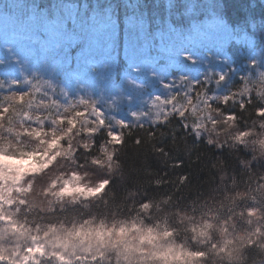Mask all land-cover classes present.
Returning <instances> with one entry per match:
<instances>
[{"label":"trees","instance_id":"1","mask_svg":"<svg viewBox=\"0 0 264 264\" xmlns=\"http://www.w3.org/2000/svg\"><path fill=\"white\" fill-rule=\"evenodd\" d=\"M62 2L71 8L81 0ZM123 2L115 0L122 14ZM200 2L205 5L202 10H207V5L214 3V11L233 32H247L253 37L254 47L264 49V0ZM51 3L52 0H0V13L6 19L16 17L12 19L15 22L33 4L47 7ZM183 3L184 0H177L178 9ZM144 7L150 16L165 14V0H144ZM123 30L121 17L117 75L125 69ZM224 53L229 63L224 70L219 68L227 77L223 84L216 79L214 84L207 85L203 77L196 79V76L188 74L191 76L190 85L184 84L186 89L178 87L173 94L175 103L170 111L155 122L129 123V127H122L120 141L114 150L112 170L104 172V177L111 183L101 198L94 202L56 206L50 211L38 206H22L18 210L13 205L3 215L10 226L12 222L16 223L17 229L7 230L2 226L0 245L6 250L20 252L25 249L23 243L29 242L33 229H57L116 217L134 219L151 229L171 232L172 238L183 245L188 255L198 259L196 264H264V155H255L251 147L233 139L236 134H246L248 130L256 131L264 126V113L256 112L258 106L264 107V88L249 82V95L239 96L242 87L246 89L248 81L245 80L250 76L247 71L252 61L247 47L235 40L224 46ZM196 81H200L199 86ZM19 82L1 85L4 88L0 92V114L4 109L7 113L0 116V151L8 155L31 150L26 142L29 138L19 135L29 134L30 130H49L51 127L65 135L67 127L55 122L71 115V108L50 96L45 97V103H38L37 98L43 95L36 96L34 90ZM216 87L223 89L219 93L227 92L214 100L212 96L217 92ZM15 97H26V103L13 101ZM224 98L228 103L220 102ZM78 107H72L73 111ZM229 112L233 115L228 116ZM223 119H231L236 127L223 133ZM219 122L222 125L216 127L218 131L214 134L212 126ZM107 138L98 129L93 139L85 142L77 139L80 149L72 152L74 156L69 159L67 167L78 170L82 160L85 161L83 167H86V161L97 154L89 151L90 147L94 143L93 146L105 143ZM144 200L152 202L151 213L147 217L140 209ZM181 214L184 217L210 218L217 225V229L211 231L212 238L192 245L181 226ZM221 227L227 228L223 238L219 237ZM106 258L99 257L94 263L120 264V260L114 257Z\"/></svg>","mask_w":264,"mask_h":264},{"label":"rangeland","instance_id":"2","mask_svg":"<svg viewBox=\"0 0 264 264\" xmlns=\"http://www.w3.org/2000/svg\"><path fill=\"white\" fill-rule=\"evenodd\" d=\"M3 16L0 13V36L8 38L15 27V22L12 19L16 17L6 19ZM117 44H119L118 38L114 36L112 56L115 61L117 60ZM188 46L192 47L190 49L191 54L197 58L198 62L190 64L186 61H180L175 66L168 64L166 75L184 74L177 76L174 83L169 85H162L158 82L161 79H166L167 76L157 77L156 80H153L144 73L128 74L125 69L121 75H117L118 72L115 73L117 64L113 67L111 79L107 82L101 81L95 86L87 81L84 83H66L62 73L53 76L34 62L23 66L22 69L7 63L0 67V92L1 88H4L1 85L6 82L17 83L20 80V85L34 90L37 93L36 96L43 95L37 98L38 103H45L43 101L45 97L50 96L71 108L69 118L55 122L63 128L67 127L65 135L51 127L48 128L49 130L33 129L30 130L29 134L19 135L27 136L29 140L31 136H36L43 140L42 145L33 146L32 144L30 146L31 143H29L27 146L31 150L26 153L18 152L8 155L6 152L0 151V230L5 228L15 231L17 229V224L12 222L13 229L3 215L7 211L6 209L13 205H16L18 210H21L22 206L28 208L38 206L37 208L50 211L56 206L89 202L83 197L105 188L104 182L107 180L104 177V172L112 170L114 150L120 141L119 135L122 127H129V123H147L158 120L173 108L175 103L173 94L179 86L186 89L191 76H196V79L203 77L202 79L207 85L214 84V80L217 79L216 75L224 70L229 63V59L224 53V47L218 51L214 46L206 45V42L203 44L189 42ZM122 48V56L125 60L126 44L124 39ZM247 50L252 61L251 68L247 71L250 76L246 77L245 81H248L246 89L242 87L239 96L249 95L250 83L257 86L260 84L264 88V49L253 47V49L247 48ZM2 54L0 53V55ZM209 54L213 59H209ZM216 57L220 59H214ZM4 59L7 61L6 55ZM253 61L255 66H253ZM188 74L191 76L188 77ZM129 75L131 78H126ZM15 76H17L16 79L5 80ZM186 83L187 85H184ZM216 88L215 91L217 92L216 94L213 93L212 96L214 100L224 96L221 94L227 92L224 90L219 93L223 89ZM25 98L15 97L13 101L26 103ZM208 99L212 98L209 97ZM220 102L228 103V99L224 98ZM71 106L80 107L76 108L74 112ZM6 113L7 111L4 109L0 116L2 117ZM38 119L36 117V120ZM222 123L227 128L228 124L233 123V121L223 119ZM222 123L213 124L212 131L214 130V134L215 131H218L216 127ZM98 129L105 133L108 138L104 141L105 143L100 142L93 146L94 143L90 147L89 151L93 150L97 154L91 157L92 160L86 161V167H83L85 161L82 160V166L78 169L89 173L88 179L91 181V185L82 187V198L80 200L73 198L71 202L61 198L57 203L49 204L47 207H45L44 202L38 199H30L35 186L43 182V177L37 173H40L46 165L52 164L54 161L61 162L67 167L69 159L72 160L71 157L74 156L72 152L80 149L77 145V139H82L81 142H85L89 138L93 139ZM222 131L220 130V132ZM229 131L231 130L229 129L227 132ZM72 133L74 136L71 135ZM252 133V136H248V133L236 134L235 136L240 138L239 141L243 145L251 147L254 153L256 152L255 155L262 156L264 151L257 148V141L261 136H264V126L260 127L259 131H252ZM244 137L248 138L244 139ZM76 179L78 177L73 173V180ZM73 180L68 181L69 185H72L73 188L81 187L73 185ZM98 181L99 183H97ZM133 225H138V228L135 232H129V228ZM110 227L112 228L111 234L108 233ZM38 229H33V234L30 233L29 242L23 243L25 249L19 250L20 252L6 250L3 248L4 246L0 245V264H96L94 261L104 256L107 257V260L114 257L116 260H120V264H196L198 261V259L188 255L183 245L179 244L172 236L167 241L153 240L151 244L147 241L141 243L140 234L146 229L152 230L157 236L167 235L168 232L161 228L151 229L134 219L123 220L115 217L107 221L94 220L72 226H62L57 229L43 231ZM86 231L89 235L84 238L83 233ZM118 231L119 237L117 238ZM77 232L81 233L80 237H77ZM1 244L3 245V243Z\"/></svg>","mask_w":264,"mask_h":264},{"label":"snow or ice","instance_id":"3","mask_svg":"<svg viewBox=\"0 0 264 264\" xmlns=\"http://www.w3.org/2000/svg\"><path fill=\"white\" fill-rule=\"evenodd\" d=\"M215 7L211 3L202 10L205 5L200 0H184L178 9L177 0H165V14L150 16L144 0H124L123 14L115 0H81L71 8L62 0H52L47 7L33 4L17 17L10 37L0 36V67L7 63L22 69L34 62L53 76L62 73L66 83L87 81L95 86L107 82L117 64L112 56V42L114 36L119 38L122 17L125 72L144 73L153 80L167 76L158 82L169 85L184 74L166 75L168 64L198 62L191 54L189 42H206L219 51L235 40L253 49V38L247 32H233L214 11ZM209 59H213L210 54ZM226 80L223 72L218 73V83ZM195 83L199 86L200 81ZM256 112L264 113V107L258 106Z\"/></svg>","mask_w":264,"mask_h":264},{"label":"clouds","instance_id":"4","mask_svg":"<svg viewBox=\"0 0 264 264\" xmlns=\"http://www.w3.org/2000/svg\"><path fill=\"white\" fill-rule=\"evenodd\" d=\"M2 127V125H0ZM235 123L228 124V127L224 129L227 132L231 128H235ZM259 131V129H257ZM219 134V133H218ZM253 133L251 130H248V136H252ZM248 137H244L247 139ZM237 143H239V137H233ZM38 141V143H37ZM28 143L33 144V146H39L43 144V140L39 139L36 136H31ZM257 148L261 151H264V136H261L257 141ZM73 173L76 174L78 179L73 180ZM31 175V174H30ZM37 175L43 177V182L35 186L34 192L30 195V199H38L45 203V207L49 204H55L61 198L71 202L73 198L80 200L82 198L81 192L82 187H88L91 185V181L88 179L89 173L79 171L73 167H66L63 163L54 161L52 164L46 165L40 173ZM73 180V185H79L81 187L73 188L72 185H69L68 181ZM99 183V181L97 182ZM105 188L101 189L99 192L92 193L89 196H84L83 199L89 201H95L98 198H101L104 192L107 190L108 185L111 181H105ZM140 209L143 212L144 216H149L152 209V202L149 200H144L140 205ZM182 221L181 226L184 228L190 242L192 245H196L199 241L201 244L205 242L206 239H211V231L217 229L212 220L204 219L202 217H184L181 214ZM229 226H231V220H229ZM138 228V225H133L129 228V232H135ZM227 231V228L219 229V237L223 238L224 233ZM112 228H108V233L111 234ZM77 237L81 236L80 232L76 233ZM89 233L86 231L83 233V237L87 238ZM172 235L169 232L167 235L157 236L152 230L146 229L143 233L140 234V242L144 243L147 241L149 244L153 240H163L167 241ZM119 237V231L117 232V238Z\"/></svg>","mask_w":264,"mask_h":264}]
</instances>
